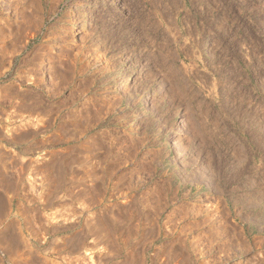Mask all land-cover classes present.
<instances>
[{"label": "rangeland", "instance_id": "374dc122", "mask_svg": "<svg viewBox=\"0 0 264 264\" xmlns=\"http://www.w3.org/2000/svg\"><path fill=\"white\" fill-rule=\"evenodd\" d=\"M0 154V264H264V0H0Z\"/></svg>", "mask_w": 264, "mask_h": 264}, {"label": "bare ground", "instance_id": "6f19581e", "mask_svg": "<svg viewBox=\"0 0 264 264\" xmlns=\"http://www.w3.org/2000/svg\"><path fill=\"white\" fill-rule=\"evenodd\" d=\"M6 25V24H5ZM9 25V24H8ZM45 63H43V62H41V63H39V65L38 66H43ZM119 75H121V74H123L122 73V71L121 70H119V73H118ZM182 127H183V119L180 117V116H177V120H176V124H175V127H174V132H179V131H181L182 130ZM31 135V134H30ZM28 136V135H27ZM10 137V136H9ZM11 141H15V139L11 136L10 138H9ZM28 140V139H27ZM25 142V139H21V140H19V142ZM1 155V154H0ZM45 155V154H44ZM43 155V156H44ZM42 156V155H41ZM1 157V156H0ZM92 172L90 171L89 172V174L88 175H90ZM96 182V181H95ZM97 183H94V184H90V185H88V187L91 189V188H95L97 185H96ZM96 189V188H95ZM92 190V189H91ZM89 192V191H88ZM88 195V194H87ZM89 196V195H88ZM88 196L86 197L87 198V200L89 199L88 198ZM90 197V196H89ZM90 199H91V197H90ZM89 199V200H90ZM92 200H90V202H91ZM92 203V202H91ZM90 204V203H89Z\"/></svg>", "mask_w": 264, "mask_h": 264}]
</instances>
